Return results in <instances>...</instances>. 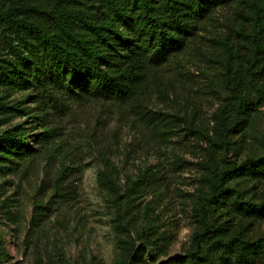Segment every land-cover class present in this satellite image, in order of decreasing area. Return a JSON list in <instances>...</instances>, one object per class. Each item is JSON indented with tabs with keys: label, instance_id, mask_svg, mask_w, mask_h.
Returning <instances> with one entry per match:
<instances>
[{
	"label": "trees",
	"instance_id": "1",
	"mask_svg": "<svg viewBox=\"0 0 264 264\" xmlns=\"http://www.w3.org/2000/svg\"><path fill=\"white\" fill-rule=\"evenodd\" d=\"M190 67H198L206 82L224 84L212 134L199 103L205 85L195 81ZM0 87L32 98L38 93L55 108L107 105L142 138L158 143L168 142L180 119L153 111V102L185 94L199 120L188 125L189 132L210 148L202 165L206 188L193 201L199 228L184 258L158 263L147 245H132L122 264H264V238L254 235L264 222V201H245L228 186L244 176L264 179V157L232 159V137L264 100V0H0ZM22 105L0 101L2 123L13 113L32 120L0 133V171L34 157L52 140L49 122ZM37 126L42 132L34 137L35 147L27 136ZM108 155L101 152L120 221L122 210L139 208L138 198L161 179L159 171L146 170L122 189ZM218 210L229 219L211 227ZM6 255L1 247L0 258Z\"/></svg>",
	"mask_w": 264,
	"mask_h": 264
},
{
	"label": "rangeland",
	"instance_id": "2",
	"mask_svg": "<svg viewBox=\"0 0 264 264\" xmlns=\"http://www.w3.org/2000/svg\"><path fill=\"white\" fill-rule=\"evenodd\" d=\"M190 68L197 75L195 81L205 85L206 94L199 95V103L205 127L212 134L224 84L206 82L198 67ZM34 95L37 98L0 87L1 102L22 101L21 109L45 118L53 131L52 140L38 147L34 157L0 171V248L7 251L0 264H122L132 245L140 248L143 244L156 254L158 263L184 258L199 228L193 218V201L206 188L202 165L210 154L203 139L189 132L188 125L199 120L194 119L196 108L188 97L172 94L167 101L153 102V111L180 119L168 142L158 143L142 138L139 129L107 105L71 102L55 108L38 93ZM30 121L27 115L13 113L9 123L0 119V133L25 122L28 127ZM41 132L37 126L28 134V144L36 147L34 137ZM232 143V159L238 163L264 157V100ZM101 152L109 154L116 169L114 180L122 189L146 170L159 171L161 180L138 198L140 207L124 208L120 221L115 195L106 185L105 175L110 172ZM228 186L245 201H264V179L244 176ZM144 206L149 211L143 213ZM133 217L135 222H131ZM228 219L218 210L209 225L220 226ZM234 222L236 230L240 219ZM254 235L264 238V222L254 228Z\"/></svg>",
	"mask_w": 264,
	"mask_h": 264
}]
</instances>
